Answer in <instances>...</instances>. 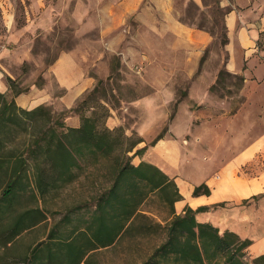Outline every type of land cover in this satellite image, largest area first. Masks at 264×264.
<instances>
[{
  "label": "rangeland",
  "instance_id": "obj_1",
  "mask_svg": "<svg viewBox=\"0 0 264 264\" xmlns=\"http://www.w3.org/2000/svg\"><path fill=\"white\" fill-rule=\"evenodd\" d=\"M174 1L177 21L206 31L205 36L182 32L168 18L150 24L126 14L122 0H0V67L10 88L7 100L14 96V85L38 86L52 95L50 119L36 122L17 111L0 129L5 145L0 155L10 165L22 156L30 168L21 177L23 187L6 197L10 176L0 167V264H47L49 245L83 240L94 209L83 202L111 185L112 161L86 151L73 173L62 174L66 180L58 187L42 194L30 183L44 155L35 146L40 128L53 124L58 132L66 130L78 116L81 122L82 110L94 115V105L102 103L109 112L111 105L122 130L144 139L129 152L132 162H155L176 180L218 175L250 145L252 151L234 164L232 174L264 170V78L245 80L243 70L233 69L245 68L251 53L242 49L238 35L230 38L223 0ZM263 46L264 32L254 46L260 60ZM65 51L72 57L63 66L67 82L52 69ZM88 80L94 86L85 88ZM66 95L71 104L64 102ZM107 119L102 116L100 124ZM159 134L175 140L174 157L153 150L160 138L151 141ZM146 195L131 228L115 242L89 250L87 263L81 264H142L165 241L172 205L160 190ZM33 246L38 249L31 255Z\"/></svg>",
  "mask_w": 264,
  "mask_h": 264
},
{
  "label": "trees",
  "instance_id": "obj_2",
  "mask_svg": "<svg viewBox=\"0 0 264 264\" xmlns=\"http://www.w3.org/2000/svg\"><path fill=\"white\" fill-rule=\"evenodd\" d=\"M15 87L17 86L14 85V96L24 90ZM14 96L8 101L7 94L0 91V129L5 119L13 120L17 117V111L36 122L40 118H51L52 111H47L49 105L40 104L27 109L19 106ZM92 107L96 109L94 115L80 110L82 115L79 125L68 126L66 130L58 132L51 124L49 129L40 128L35 138V146L40 148L44 155L35 167L30 185L42 194L65 181L62 174L65 171L73 173V165H78V156H83L86 151L98 158L111 160L112 168L114 167L111 185L83 202L94 206L83 240L78 242L77 237H73L59 240L54 248L49 245L46 253L47 264H81L83 261L87 263V259L84 260L87 252L97 246L115 242L124 230L131 228L134 218L141 213L140 205L146 198V193L159 190L172 205L173 216L167 222V238L142 264H264V253L253 257L248 253L247 247L252 242L251 239L241 237L230 229L221 231L211 221L197 219L196 214L206 209L207 205L197 208L186 206L184 212H176L174 203L182 198V194L175 179L155 163L146 160L139 163L131 161L129 152L144 139L141 136L132 137L131 134H126L121 126L109 127L106 120L105 124L101 125L100 118L103 116L106 119L109 116V108L102 103ZM99 108L103 109V114L99 112ZM57 120L58 118H54L53 121ZM161 137V134L157 135L151 143ZM4 146L0 138V148ZM146 147L144 145L137 148L133 155L142 152ZM33 150L35 151V148ZM27 161L20 156L10 165L7 158L0 155V167H4L5 173L10 176L5 190L6 197L11 195L13 189L23 187L21 177L23 173L28 176L30 170ZM142 184L145 188L147 186V190L140 186ZM193 193H210V188L202 182L195 186ZM88 243L89 246L85 247ZM37 249V246H33L30 254H35Z\"/></svg>",
  "mask_w": 264,
  "mask_h": 264
},
{
  "label": "crops",
  "instance_id": "obj_3",
  "mask_svg": "<svg viewBox=\"0 0 264 264\" xmlns=\"http://www.w3.org/2000/svg\"><path fill=\"white\" fill-rule=\"evenodd\" d=\"M222 3L227 10L226 23L230 38L234 39L238 35V42L243 46L242 49L245 46L248 48V54L251 53L250 57L247 56L246 58L247 66L245 68L235 66L233 69L235 71L243 70L244 75H246L245 80H249L248 76H250L251 81H259L262 77L264 78V58L259 59V54L255 52L254 46L255 40L264 32V0H223ZM121 5L126 14H135V16L148 19L151 21L150 24L155 23L157 19L168 18L172 21L173 27L182 32L203 36L207 34L206 31L194 30L189 25L177 21L174 0H122ZM238 18L243 20L241 25H239ZM260 52L264 53V46ZM71 58V55L65 51L56 60L52 68L54 73L64 82H67L68 79H62L61 77L66 74L63 66L70 62ZM258 68L262 70L260 75L257 74ZM92 85L94 86V83L91 80L83 84L85 88ZM0 91L7 95L10 92L8 83L5 80V73L1 67ZM11 95L13 96V93ZM14 98L19 106L25 108H33L43 103L49 105L52 102L51 93L41 90L38 86H30L28 90H23L16 94ZM64 102L71 104L68 102L67 95L64 97ZM111 112H113V109L110 105V114L106 124L109 127L120 126L119 120ZM70 122L71 125H79V116L75 121ZM175 145L176 142L173 138L162 137L155 143L153 150L174 157L173 146ZM251 146H247L233 159L223 164L218 175H204L201 178H197L198 175H196L193 178H181V181L174 178L182 194V198L176 200L174 204L178 213L184 212L186 206L197 208L200 205H207L206 209L196 214L197 219L211 221L221 231L230 229L237 232L241 237L251 239L252 242L247 250L250 256L253 257L264 253V194L257 201L251 198L255 194L258 196L264 192V170L258 173L248 172L241 176L237 175L238 178L232 174L234 164L240 163L241 160L244 161L243 159L248 157V153L252 151ZM202 182L209 186L210 193L194 194L195 186ZM219 202H227L228 205L217 206ZM222 213L225 217L219 220L218 217Z\"/></svg>",
  "mask_w": 264,
  "mask_h": 264
}]
</instances>
